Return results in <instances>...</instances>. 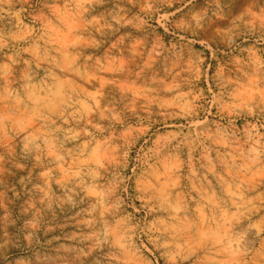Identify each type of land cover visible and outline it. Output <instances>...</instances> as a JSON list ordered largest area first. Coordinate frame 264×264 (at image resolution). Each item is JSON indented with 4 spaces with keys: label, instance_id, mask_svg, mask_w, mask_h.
<instances>
[{
    "label": "rangeland",
    "instance_id": "rangeland-1",
    "mask_svg": "<svg viewBox=\"0 0 264 264\" xmlns=\"http://www.w3.org/2000/svg\"><path fill=\"white\" fill-rule=\"evenodd\" d=\"M186 2L164 33L154 20L116 25L117 3L126 19L144 16L123 0H0V264H264V0ZM193 14L202 28L178 27ZM105 22L118 31H97ZM109 49L105 62L127 71L96 77L88 56ZM174 81L192 93L193 117L158 106L184 103L161 91ZM98 90L119 123L84 115ZM69 98L79 112L59 103ZM126 130L127 157L112 151ZM106 191L119 210L104 212ZM129 213L135 234L115 226Z\"/></svg>",
    "mask_w": 264,
    "mask_h": 264
},
{
    "label": "clouds",
    "instance_id": "clouds-1",
    "mask_svg": "<svg viewBox=\"0 0 264 264\" xmlns=\"http://www.w3.org/2000/svg\"><path fill=\"white\" fill-rule=\"evenodd\" d=\"M123 2L126 5H131L133 7L139 5L140 12L144 13V16L141 17L139 15H134L131 18L126 19L125 17L128 15V12L131 11L130 8H127L126 6H121V3H117L116 9L114 12H110L109 16L113 21H115L116 25L125 26V25H131L132 27L136 28L137 31H140L142 28H144L145 25H149V21L154 20V26L155 28H161L164 29V33H170L173 31V18L176 17L177 12H181L182 8H175L173 9V5L177 3H182L183 0H123ZM77 3L84 4L87 3L89 5L91 4H97V5H103L106 3V0H77ZM192 0H187L185 4H183V7H187L188 4H191ZM169 9H173L169 11ZM104 19L103 16L99 17V20ZM99 20L89 21V24L95 25L99 23ZM133 20L138 21L137 23H133ZM202 21H204V15L203 14H193L189 21H185L178 25L180 28H188L194 24V27L196 29L202 28ZM149 27H152V25H149ZM104 28L109 29L110 31H118V29L113 30L112 24L105 22V24L101 25L99 28H97V31H102ZM147 30L145 29V33ZM157 35H162L160 33H157ZM195 38V37H193ZM181 39H184L183 36H181ZM122 43V41H121ZM211 50L210 45H206ZM155 51V49H153ZM111 55V49H109L108 52L102 53L99 56V59L96 58V53H92L88 56V61H91L90 67L94 69L96 73V77L99 75L105 73V72H113V73H123L126 72L127 69L123 68L119 65L118 60H114L111 63L105 62V56ZM71 67V66H69ZM72 74L74 76H78L80 80H83L86 85H89L91 87H95L94 79L95 77L88 76L87 73H80L78 69H73ZM178 75V74H177ZM163 83V81H161ZM181 88V82L174 81L166 86H164L161 91L165 93H171L176 92L175 97H173L174 100H183L184 103H169L167 105L160 103L158 106L160 108H166V107H176L179 108V112L175 113H167L165 114V118L171 116L173 118L175 117H193L194 111L196 109V104L193 100L186 99L188 96L192 95L191 92H180L177 91ZM155 91V89H153ZM56 93H51V96H55ZM103 97V92L101 90H98L93 94L89 99L93 101L90 105H83V112L85 116H93L97 112L100 115L101 119H111L116 121L117 123L120 122L119 114L111 115L110 117H106L104 113L106 111H109L107 108H101V98ZM196 99H204V97L200 94H197ZM218 101L214 97L213 103H217ZM59 103H66L69 108H73L74 112H79L80 109L75 108V104L77 101L72 100L69 98L68 101L60 100ZM152 103H157L155 99L152 100ZM239 104H232V105H221L220 111L223 113L221 115V119L224 121L225 125L230 122L231 120V113L228 111L229 108H239ZM251 108H249V112L251 113ZM61 117H63L65 120H67V116H65V113L62 111L59 113ZM69 116L72 117V119L76 120L79 119L78 116H76L74 113H68ZM89 124H91V120L88 121ZM207 124V118L204 120H195L193 124L190 125V127L195 128L199 127L200 125H206ZM95 128L100 129V125L96 124L93 125ZM101 131L103 129H100ZM145 129H141V131H144ZM130 130H126L124 136L121 137V139H124V145H116L112 148L113 152H116L118 148H125L123 151V155L125 157L128 156V151L126 150L127 140L126 136L129 134ZM203 133H197V135H202ZM173 138L175 139V134L173 135ZM111 139V137H109ZM221 141L213 139V143H220ZM189 165H191V160L189 161ZM101 168L104 167L103 164L100 165ZM96 175H99L97 172ZM177 177L178 179L182 178L179 173V169H177ZM206 178V177H205ZM127 192V188L124 190ZM102 201H103V208L104 212H109L110 209L119 210L121 206L124 204L123 199H118L115 204H110L107 201V191L100 194ZM126 199H144L143 194L136 195L135 197H132L131 195L125 197ZM176 209H173L175 211ZM126 211V210H125ZM139 211V209L133 208V213ZM153 211H157V209H153ZM132 213H129L127 215H122L121 217L117 218L116 220V228H122L124 232L135 234L134 233V226L130 223ZM123 236H121V239ZM120 248L124 249L125 251H128L129 249H134L135 245L132 242V235H128L127 240L124 244H120ZM135 251H139V249H136ZM135 254V252L133 253ZM113 259H118V257H113Z\"/></svg>",
    "mask_w": 264,
    "mask_h": 264
}]
</instances>
